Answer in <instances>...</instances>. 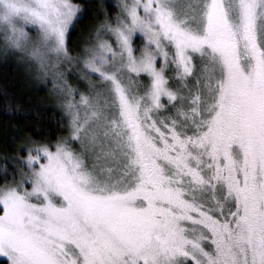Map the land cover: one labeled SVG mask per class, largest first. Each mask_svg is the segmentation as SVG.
Listing matches in <instances>:
<instances>
[{
    "label": "snow or ice",
    "instance_id": "1",
    "mask_svg": "<svg viewBox=\"0 0 264 264\" xmlns=\"http://www.w3.org/2000/svg\"><path fill=\"white\" fill-rule=\"evenodd\" d=\"M0 0V55L65 134L0 153V264H264V0Z\"/></svg>",
    "mask_w": 264,
    "mask_h": 264
},
{
    "label": "trees",
    "instance_id": "2",
    "mask_svg": "<svg viewBox=\"0 0 264 264\" xmlns=\"http://www.w3.org/2000/svg\"><path fill=\"white\" fill-rule=\"evenodd\" d=\"M83 2L86 5L85 18L72 32L69 40L72 47H79L84 35L96 23L99 11L96 0ZM43 93V90L30 87L21 71L9 64H0V153H13V137L15 143H20L26 136L54 139L65 134L61 127L64 119L55 102L44 99Z\"/></svg>",
    "mask_w": 264,
    "mask_h": 264
},
{
    "label": "rangeland",
    "instance_id": "3",
    "mask_svg": "<svg viewBox=\"0 0 264 264\" xmlns=\"http://www.w3.org/2000/svg\"><path fill=\"white\" fill-rule=\"evenodd\" d=\"M99 4L101 3H111L113 2V0H96ZM94 25V24H93ZM92 27V26H91ZM89 31V30H88ZM0 64H9L12 67H14L15 69L19 70L22 72L24 79L26 80V82L28 83V85L30 87H33L36 90H43V97L44 99L46 98L47 100H51L55 102V106L58 108L60 115L62 116V118L64 119L65 123L67 121V118L65 117L63 110L59 104V100L58 97L53 93L52 91V86L51 84H47L45 85L43 82L36 80L29 72V69L26 67V65H24L23 63H21L20 61H18L16 58L14 57H5L3 55H0Z\"/></svg>",
    "mask_w": 264,
    "mask_h": 264
}]
</instances>
